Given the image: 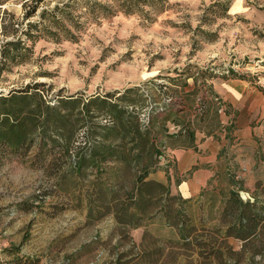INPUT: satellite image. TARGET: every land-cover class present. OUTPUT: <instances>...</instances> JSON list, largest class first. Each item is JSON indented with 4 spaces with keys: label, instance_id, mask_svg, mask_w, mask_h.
<instances>
[{
    "label": "rangeland",
    "instance_id": "obj_1",
    "mask_svg": "<svg viewBox=\"0 0 264 264\" xmlns=\"http://www.w3.org/2000/svg\"><path fill=\"white\" fill-rule=\"evenodd\" d=\"M118 3L77 0L72 7L80 15L75 40L41 36L26 41L20 59L0 72V117L3 107L12 105L17 115L37 117L41 125L48 105L49 115L59 117L58 129L61 117L72 125L77 146L82 140L93 143L101 126L114 122L115 111L106 112L103 105H126L127 110V105H154L165 97H174L176 105H199L196 97L215 77L241 78L264 92V0L139 2L132 13L118 10ZM5 6L21 12L16 1ZM83 103L88 113L79 112L77 105ZM42 130L33 128L23 147H0V264H127L131 256L118 259L119 253L151 246L148 235L141 243L144 227L123 228L106 215L86 216L82 197L88 199L93 187L90 173L64 176V150L58 141L45 143ZM177 175L169 181L173 192L177 179L186 177ZM259 186L253 192L263 199ZM169 192L175 197L169 201L178 205L179 194ZM200 199L185 203L188 213L196 212ZM151 227L154 234L159 225ZM165 229L159 228L158 235ZM228 243L236 251L229 264H264V236L246 245L237 239ZM167 245L160 242L159 264H205L196 248L169 250Z\"/></svg>",
    "mask_w": 264,
    "mask_h": 264
},
{
    "label": "trees",
    "instance_id": "obj_2",
    "mask_svg": "<svg viewBox=\"0 0 264 264\" xmlns=\"http://www.w3.org/2000/svg\"><path fill=\"white\" fill-rule=\"evenodd\" d=\"M8 1L12 0H0V72L10 62L20 59L27 49L26 41L34 42L41 36L77 38L80 15L72 10L77 0H60L51 5L49 0H13L20 4L19 14L5 6ZM157 1L165 0H119L117 7L120 11L132 13L140 9L139 2L153 6ZM98 6L105 12L103 4L98 3ZM192 77L196 81V77ZM203 91L192 119L178 113L183 107L176 105L174 97L162 98L154 105H127V110L126 105H103L106 112L115 111L114 122L103 126L98 122L103 131L100 137L95 136L93 143L82 140L83 144L77 146L72 144V125L61 117L62 129H58L59 117L49 115L48 105L45 106L41 125H38L37 117L17 115L12 105H5L0 117V147L6 145L17 149L25 146L32 129L40 126L45 132V143L48 140L52 143L58 141L64 150V161L68 164L64 176L72 173L94 174L97 182L91 180L93 187L87 195L86 216L91 219L111 214L116 224L123 228L142 226L141 243L148 235L152 244L140 252L127 249L119 253L118 259L128 254L131 256L127 264H159L164 250L160 242L169 243V250L196 248L197 257H201L205 264H229L230 255L236 251L227 237L238 238L246 245L264 236V196L260 199L256 192L248 193L230 162L225 172L229 188H220L216 193L210 192L207 187L202 188V199L193 214L187 212L185 205L191 199L178 195L179 204L175 205L169 201L175 197L170 195L168 184L145 179L149 172L162 168L169 183L168 172L174 167V161L168 156L166 162H162L158 156L169 147L193 145V125L202 121L206 106L219 114V103L214 100L217 94L210 85L204 86ZM77 108L82 113L90 110L87 103L77 105ZM50 126L53 129L49 133L44 131ZM171 126H174L173 129ZM230 127L231 123L224 129L228 131ZM108 161L116 163L110 165ZM103 163L108 164L107 168ZM102 179L103 182L110 181V184L104 185ZM260 184L264 190V183ZM243 193L248 195L244 197ZM154 223L159 227L153 234L151 224ZM159 228H166V233L158 235ZM132 245V248L136 247L135 243ZM12 246L16 251L19 249V245ZM169 250L166 255L171 252ZM259 253L258 250L253 252ZM26 258L29 259L28 256ZM26 262L24 260L22 264Z\"/></svg>",
    "mask_w": 264,
    "mask_h": 264
},
{
    "label": "crops",
    "instance_id": "obj_3",
    "mask_svg": "<svg viewBox=\"0 0 264 264\" xmlns=\"http://www.w3.org/2000/svg\"><path fill=\"white\" fill-rule=\"evenodd\" d=\"M210 87L222 98L226 111L216 114L206 106L202 121L193 125V145H176L167 149V155L174 161L173 171L176 174L171 173V168L168 172L169 181L176 178L177 174H185L186 177L175 182V192L167 183V174L162 168L149 172L145 178L168 184L172 193L191 201L200 195L202 188L207 187L213 193L220 188H229L225 174L228 162L236 169L248 193L256 191L257 183H264V121L260 122L264 117V92L241 78L215 77L210 81ZM178 106L183 107L178 113L187 119H192L196 114L197 105ZM230 123V130L227 131L224 127ZM113 163L116 162L108 161L110 165ZM79 175L87 177L88 174ZM89 175L87 178L97 182L94 174ZM103 184H110V181ZM82 202L87 206L88 199L82 197ZM107 216L112 218L111 214ZM231 239L239 240L233 236L227 237L228 242Z\"/></svg>",
    "mask_w": 264,
    "mask_h": 264
},
{
    "label": "built area",
    "instance_id": "obj_4",
    "mask_svg": "<svg viewBox=\"0 0 264 264\" xmlns=\"http://www.w3.org/2000/svg\"><path fill=\"white\" fill-rule=\"evenodd\" d=\"M214 100L217 101V103H219V107H218V112L219 113H224L225 111V103L223 102V100H221L219 97H214ZM221 100V101H220ZM174 126H171V128L173 129ZM175 130V128H174ZM167 150L164 151L163 154H160L158 157L160 159V161L162 162H166V157H167Z\"/></svg>",
    "mask_w": 264,
    "mask_h": 264
}]
</instances>
